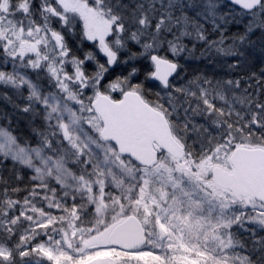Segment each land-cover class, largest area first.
<instances>
[{
  "label": "snow or ice",
  "instance_id": "1",
  "mask_svg": "<svg viewBox=\"0 0 264 264\" xmlns=\"http://www.w3.org/2000/svg\"><path fill=\"white\" fill-rule=\"evenodd\" d=\"M0 264H264V0H0Z\"/></svg>",
  "mask_w": 264,
  "mask_h": 264
}]
</instances>
